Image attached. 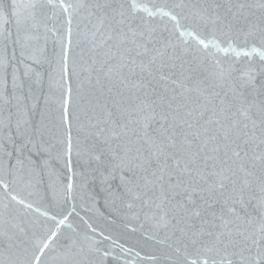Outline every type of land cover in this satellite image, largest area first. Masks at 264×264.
I'll return each mask as SVG.
<instances>
[{
    "label": "snow or ice",
    "instance_id": "obj_1",
    "mask_svg": "<svg viewBox=\"0 0 264 264\" xmlns=\"http://www.w3.org/2000/svg\"><path fill=\"white\" fill-rule=\"evenodd\" d=\"M109 258L264 264V0H0V264Z\"/></svg>",
    "mask_w": 264,
    "mask_h": 264
},
{
    "label": "water",
    "instance_id": "obj_2",
    "mask_svg": "<svg viewBox=\"0 0 264 264\" xmlns=\"http://www.w3.org/2000/svg\"><path fill=\"white\" fill-rule=\"evenodd\" d=\"M155 2L157 3H163L165 2V0H155ZM167 2L171 3L173 2V0H167ZM176 2H179V0H176ZM192 3H196L198 2V0H191ZM17 55H18V52H17ZM11 87V84H10V81H9V89ZM45 91H47V85L45 84ZM40 107H43V99L41 98V101H40ZM55 106L53 105V108ZM103 203V201L101 200V204ZM53 211H56L55 209H53ZM77 211H80V207H79V204L77 206ZM81 215H86V218L87 217H91L92 220H94L98 225H101L103 226V221L100 220L99 218L93 216L91 213H84L81 211ZM72 222L74 225H77L79 227H83V225L81 224V221L78 217L76 216H73L71 218ZM65 232H68L69 230L68 229H65L64 230ZM106 234H108L106 232ZM112 235H113V238L114 239H118L120 243H123L125 244L126 247H131V246H134L136 245V241L137 240H141V244L139 246H136V250L137 251H142V254L144 253H147V252H150L154 249H156L158 246L155 244L154 241H151V240H143L142 237H141V234L138 232V233H131V232H123L122 231H113L112 232ZM103 247L105 248H108L109 250H112V246L110 244V242H107L105 241L104 244L102 245ZM114 254L117 255V256H120L121 253H120V250L119 248H116L114 250ZM123 259H133L132 256H128V257H122V260ZM122 260H121V264H122ZM109 264H114L113 261H111V258H109Z\"/></svg>",
    "mask_w": 264,
    "mask_h": 264
}]
</instances>
